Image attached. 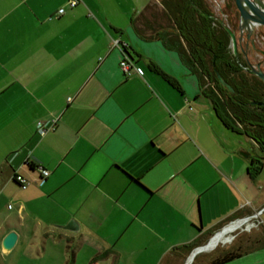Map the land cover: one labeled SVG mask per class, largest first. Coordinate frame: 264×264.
<instances>
[{
    "label": "crops",
    "instance_id": "0c3cea01",
    "mask_svg": "<svg viewBox=\"0 0 264 264\" xmlns=\"http://www.w3.org/2000/svg\"><path fill=\"white\" fill-rule=\"evenodd\" d=\"M67 1L0 0V247L14 231L23 248L3 264H161L253 214L260 230H238L224 250L241 253L224 264H264V164L247 173L260 151L153 36L149 0ZM124 56L138 71L122 70ZM225 133L251 146H215ZM36 165L49 176L20 188L13 175L38 176Z\"/></svg>",
    "mask_w": 264,
    "mask_h": 264
},
{
    "label": "trees",
    "instance_id": "16d2710c",
    "mask_svg": "<svg viewBox=\"0 0 264 264\" xmlns=\"http://www.w3.org/2000/svg\"><path fill=\"white\" fill-rule=\"evenodd\" d=\"M153 7L156 10H151ZM225 9L227 16L238 15L232 2H226ZM144 14H151L153 36L167 49L176 51L182 63L196 76L201 94L209 100L222 125L245 135L258 147L260 155L250 156L247 165L248 175L255 178L264 164V104H259L264 103V82L249 70L240 50L237 56L233 54L230 36L221 18L211 12L204 0H149ZM163 20L165 27L160 24ZM224 22L231 28L237 26L228 19ZM157 71L175 85L173 79ZM216 73L232 91L220 84ZM220 228L209 230L205 236L201 234L188 244L173 247L169 254L187 257L193 248L203 245ZM240 253V250H221L207 264H224Z\"/></svg>",
    "mask_w": 264,
    "mask_h": 264
},
{
    "label": "water",
    "instance_id": "95a60500",
    "mask_svg": "<svg viewBox=\"0 0 264 264\" xmlns=\"http://www.w3.org/2000/svg\"><path fill=\"white\" fill-rule=\"evenodd\" d=\"M233 4L238 13L236 28L229 27L222 19H220V22L230 36V46L233 54L237 56L239 48L244 55L249 70L264 82V36L258 31L259 27L264 28V0H233ZM243 40H245V43L242 47L241 42ZM249 50L255 54L253 60L249 58ZM216 75L220 84L232 91V88L221 78L220 74L216 73ZM259 104L262 105L264 103L260 102ZM63 227L68 230H74L75 222L71 220ZM212 237L214 236L212 235L207 243ZM16 239V232H8L3 238V247L11 249ZM205 245L193 248L187 258L191 256V259H193L198 253L202 252V247Z\"/></svg>",
    "mask_w": 264,
    "mask_h": 264
},
{
    "label": "rangeland",
    "instance_id": "374dc122",
    "mask_svg": "<svg viewBox=\"0 0 264 264\" xmlns=\"http://www.w3.org/2000/svg\"><path fill=\"white\" fill-rule=\"evenodd\" d=\"M204 2L206 3V5L208 6V8L211 10L212 13H214L216 16H218L219 18L223 19L224 21L231 20L233 21L236 25H237V21H238V15H234V13H230L227 16L226 13V9H225V3L226 2H232L233 4V0H204ZM151 10H156V8L154 9V7ZM160 17V15H158ZM162 23V26L165 27L166 22L163 20L160 22V24ZM236 28V26H235ZM227 134V133H225ZM226 136H228L227 138H222L221 136H217V142L215 144V146H247L249 149V146H251L244 138L241 137H237L233 134H227ZM231 138V139H230ZM257 218H253L250 220L251 223H256L258 220H256ZM250 223V224H251ZM252 226V225H251ZM244 228H237L236 230H234L233 232L230 233V236H233V238L226 240L225 242L222 240V243H219V241L217 242V244H214L210 249L204 248L205 246H207V240L203 246V252L199 253L196 255V259L194 261L193 264H207L208 261L213 258L215 256L216 253L220 252L221 250H224L226 244L228 243H233V242H237V240L239 239V237H235V233L238 230H242V234L244 236H251V234H253V232L255 230H260V226H252L250 228V230H246ZM261 237L264 238V233L261 234ZM235 238V239H234ZM231 240V241H230ZM228 242V243H227ZM246 246V245H245ZM22 246L21 245H15L13 246L8 253L7 252H3L2 248L0 247V264H3L4 261H10V259H16V257L18 255H20L22 253ZM186 258V257H185ZM185 258H178L177 255L175 254H167V256L163 259V262L161 264H185L186 263V259ZM189 261V260H188ZM189 264L190 261L188 262Z\"/></svg>",
    "mask_w": 264,
    "mask_h": 264
},
{
    "label": "built area",
    "instance_id": "2783aa9c",
    "mask_svg": "<svg viewBox=\"0 0 264 264\" xmlns=\"http://www.w3.org/2000/svg\"><path fill=\"white\" fill-rule=\"evenodd\" d=\"M79 2V0H68L66 2V7L72 8L75 5H77V3ZM65 12V7H60L57 10V14L61 15ZM114 44L118 43V40L113 41ZM120 66L122 68V70L129 74L131 71H138L137 67L133 65L132 61L127 57L124 56L121 61H120ZM56 123V119H52L50 121V123L48 125H45L43 122L39 121L37 122L38 125V129L40 131V134H45L47 131L53 129L54 125ZM36 170L39 172L38 176L32 177L30 179L25 178L24 176L20 175V174H14L13 178L16 180V182L18 183L19 187L22 189H25L27 186H29L30 184H40L42 183L50 174V171L44 167H42L41 165H36ZM258 214H253L250 216H245V217H241V218H237L235 220H232L230 222H228L227 224H225L224 226H222L218 231H216L213 236H215L217 233L223 231L226 227L232 225V224H236V223H240V225L237 228H244L247 227L248 224H250V220L253 218H257ZM252 226H257L259 224V222L256 223H251ZM251 226V227H252ZM246 230H250V228ZM236 228V229H237ZM233 238V236H231V239ZM231 241V240H230Z\"/></svg>",
    "mask_w": 264,
    "mask_h": 264
},
{
    "label": "bare ground",
    "instance_id": "6f19581e",
    "mask_svg": "<svg viewBox=\"0 0 264 264\" xmlns=\"http://www.w3.org/2000/svg\"><path fill=\"white\" fill-rule=\"evenodd\" d=\"M241 222L239 223H236V224H232L228 227H226L223 231L217 233L214 237L211 238V240L207 243V246H205L204 248L208 247V249H210L218 240L222 239L223 237H225V235L227 234V236H230V231L233 232V230H236V228L240 225ZM249 225H252V224H248L247 226ZM247 228V227H246ZM248 229V228H247ZM203 248V247H202ZM207 250V248H206ZM202 252H203V249H202ZM201 252V253H202ZM199 254V253H198ZM196 257V256H195ZM194 257V258H195ZM193 258V259H194ZM193 259H191V256L190 257H186V263L185 264H189L188 262L190 261V263L193 262ZM189 260V261H188Z\"/></svg>",
    "mask_w": 264,
    "mask_h": 264
}]
</instances>
